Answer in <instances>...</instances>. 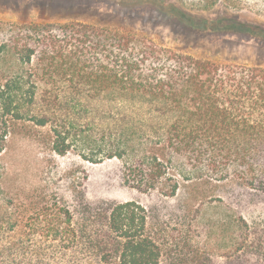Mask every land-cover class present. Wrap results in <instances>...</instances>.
Segmentation results:
<instances>
[{
  "label": "trees",
  "instance_id": "trees-1",
  "mask_svg": "<svg viewBox=\"0 0 264 264\" xmlns=\"http://www.w3.org/2000/svg\"><path fill=\"white\" fill-rule=\"evenodd\" d=\"M31 127H48L45 142L59 156L75 150L91 165L121 162L123 183L140 194L183 197L184 214L198 213L197 201L221 200L225 183L264 197L259 66L195 58L115 25L0 22V154ZM71 190L39 197L11 223L16 211L0 219V264L196 262L171 245L148 207H95L78 183ZM217 223L237 230L227 260L264 264V217Z\"/></svg>",
  "mask_w": 264,
  "mask_h": 264
},
{
  "label": "rangeland",
  "instance_id": "rangeland-1",
  "mask_svg": "<svg viewBox=\"0 0 264 264\" xmlns=\"http://www.w3.org/2000/svg\"><path fill=\"white\" fill-rule=\"evenodd\" d=\"M73 20L124 27L195 58L264 68V39L259 36L264 34V0H0V22L62 24ZM26 134L11 137L0 154V219L16 211L10 223L43 195L68 198L72 185L78 183L84 201L92 206L135 200L148 207L151 220L160 221L171 245L177 243L190 252L188 259L196 260L194 264H239L235 256L224 257L234 253L237 230L220 229L217 221L233 214L249 221L264 217V197L250 196L230 183L219 188L221 200L197 201L193 206L199 208L198 213L184 214L183 197L163 201L156 194L143 195L128 188L121 162L91 165L75 150L59 156L45 142L50 139L48 127H31Z\"/></svg>",
  "mask_w": 264,
  "mask_h": 264
}]
</instances>
